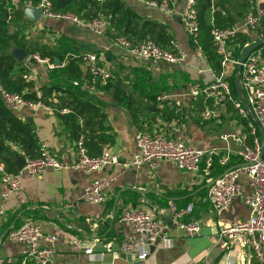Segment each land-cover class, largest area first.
I'll list each match as a JSON object with an SVG mask.
<instances>
[{
    "label": "crops",
    "instance_id": "0c3cea01",
    "mask_svg": "<svg viewBox=\"0 0 264 264\" xmlns=\"http://www.w3.org/2000/svg\"><path fill=\"white\" fill-rule=\"evenodd\" d=\"M126 1L138 14L168 25L169 33L188 52L185 65L175 66L134 59L114 47V38L107 32L96 35L87 28L64 21L41 17L33 30L48 27L50 29L47 35L52 40L65 36L77 41L85 53L104 52L105 64L123 76L121 83L128 87V94H133L136 98L150 89L182 94L196 81L204 85L211 83L217 72L203 51L193 46L184 25L186 0H170L171 12H164L139 0ZM215 1L213 0V4ZM226 4L236 16L235 24H241L246 15L243 18L237 17L231 3ZM255 6L260 20L253 31L245 34L258 42L264 39V0H257ZM213 9L208 16L211 23ZM230 47L232 50L236 48L231 44ZM42 66L41 69H46ZM235 68L234 63H229L228 77ZM41 73L47 82V72ZM93 95L102 101L107 113L105 124L110 127V133L113 135V141L109 145L123 162L130 161L136 151L135 135L139 131L132 121L130 111L116 100L114 89L106 93L99 89L94 91ZM202 102L203 98H186L181 99L180 104H159L161 108L173 103L185 108L187 114L180 120L166 121L162 114L143 109L139 115L149 119V122L145 123V129L150 131L145 132L158 129L185 141L190 146L206 150L208 157H212L211 151L217 150L219 154L215 156L218 158L215 166L209 167L205 159L201 163L200 171L193 173L179 169L173 162L163 160L156 169L146 165L127 167L120 164L91 174L73 168L48 169L39 176L25 173L20 191L5 199L0 194V208L6 212L4 216H0V258L11 257L16 264H34V261L28 258V247L23 243L11 241L8 233L29 222H35L40 224L46 233L57 236L55 264H228L229 260L234 264H243L250 258V253L241 247L230 249L218 233V222L233 223L239 219H247L250 209L243 199L238 197L230 209L217 214L207 199L206 183L220 175L214 177L210 171L220 167L219 158L226 152V142L221 140V134L243 133L250 142V122L258 128L261 138L262 132L252 114L244 118L234 105L230 108L228 103L222 107L220 119L203 122L199 117L198 106L201 104L202 108ZM20 117L34 123L41 144L46 143L52 154L66 163L73 164L76 161V139L72 138L55 111L26 109ZM230 145L235 150L239 147L236 142ZM18 155L20 150L16 156ZM230 163V168L242 164L236 154L232 155ZM16 167L18 169L17 165ZM101 176L111 180V185L106 190L107 200L102 205L89 204L84 198L85 191L94 179ZM240 183L244 193L253 191L248 178L241 177ZM190 204L194 205V209L188 213ZM134 206L152 209L155 216L164 221L166 232L171 237L168 246L163 243L152 246L148 258L143 261L127 254H115L106 248V243L111 242L115 249L121 241L133 235L131 225L121 222L120 217L125 210ZM175 214H180V217ZM185 220L199 222L200 232L194 235L183 232L179 224ZM89 245L93 247L92 254L85 252Z\"/></svg>",
    "mask_w": 264,
    "mask_h": 264
},
{
    "label": "built area",
    "instance_id": "2783aa9c",
    "mask_svg": "<svg viewBox=\"0 0 264 264\" xmlns=\"http://www.w3.org/2000/svg\"><path fill=\"white\" fill-rule=\"evenodd\" d=\"M139 1L164 12L172 11L170 0ZM256 1L249 0L252 4ZM197 3L198 0L185 1L183 20L189 37L194 41L197 49L201 51ZM36 8L42 10L41 17L43 18L78 25L89 29L96 35H103L108 25L107 20L102 16L95 17L91 21H85L71 11H57L53 8L51 0H41ZM259 20V16L251 9L241 24L226 28L212 27L211 34L215 46L222 55V70L215 73L209 85L196 81L182 94L161 92L157 95V101L160 103L175 102L180 104L181 99L196 100L203 98V106L199 111V117L203 122L220 119L222 107L230 102L233 103L241 116L248 118L249 114H252L258 122L257 126L262 132V138L259 136L258 128L250 122L252 137L250 142L243 133L226 132L221 134V140L226 142V152L220 156L219 163L224 167L228 166L232 155L236 154L240 157L242 164L230 168L231 170L208 184V199L217 214L230 209L238 197L242 198L250 209V215L247 219H239L233 223L218 222V233L230 249L239 246L250 253V258L243 264H252L254 259L260 264H264V45L250 51L241 65L240 85L248 108L242 104L239 98H235L227 68L231 62L235 65H239L240 62V59L233 58L229 41L239 33L253 31ZM113 46L125 55L144 62L180 66L185 65L188 59V52L176 39L171 40L170 47H162L150 36L137 43L127 37L119 36L114 38ZM104 55V52H86L83 56L85 68L88 69L91 76L88 89L92 92L97 90L99 83L106 85L116 79V72L105 64ZM23 62L28 70L24 74V78L35 83L33 90L36 91L38 98L43 96V92L38 86L40 74L34 70L33 65H44L50 70L64 66L59 60L51 61L39 54L26 56ZM0 97L12 111L19 114H22L26 109L53 110L41 99L26 98L23 93L10 92L2 87H0ZM54 101L56 100L54 99ZM68 112L69 110L66 108L60 110L61 114ZM135 141L136 151L131 160L126 162L121 160L119 154L114 152L109 144L104 145L99 156H90L83 136L76 140L77 159L73 164L61 161L49 151L46 143L41 144L40 154L36 158L30 157L20 150V156L24 158V165L17 172L8 171L0 156L1 197L5 199L20 191L25 173L39 176L48 169L73 168L91 174L100 172L108 166L120 164L127 167L146 165L156 169L163 160L175 163L181 170L194 173L200 171L201 163L205 159L209 165L211 160L219 154L217 150H213L211 151L212 157H208L206 150L190 146L185 141L169 136L158 129L153 132H137ZM232 142L239 145L238 149H233L230 145ZM206 171L209 173L208 169ZM241 177L249 179L253 188L251 193H244L240 183ZM110 185L111 180L108 177L101 176L94 179L85 191V200L92 205H102L107 200L106 190L109 189ZM193 209L194 205L190 204L188 213H191ZM5 214V209L0 208V216ZM175 216L180 217V214H175ZM120 221L131 225L133 235L121 241L115 249L113 243H106L108 251L115 254H127L135 257L138 261H143L149 256L150 247L159 243L168 246L171 243V237L166 232V224L158 219L150 208L134 207L127 209L122 213ZM179 226L183 232L191 235L198 234L201 229L200 223L197 221H181ZM8 237L11 241L23 243L28 247V258H31L34 264H55L57 236L46 233L40 224L29 222L20 228L10 230ZM85 252L92 254L94 252L93 247L87 246ZM0 264H15V261L11 257L0 258ZM228 264H234V262L229 260Z\"/></svg>",
    "mask_w": 264,
    "mask_h": 264
},
{
    "label": "trees",
    "instance_id": "16d2710c",
    "mask_svg": "<svg viewBox=\"0 0 264 264\" xmlns=\"http://www.w3.org/2000/svg\"><path fill=\"white\" fill-rule=\"evenodd\" d=\"M40 1L0 0V87L10 92L23 93L26 98L43 100L60 116L72 138L77 140L83 136L89 155L97 157L101 154L104 145L113 141V135L110 133V127L105 124L107 113L104 110V104L97 100L93 92L88 89L91 76L83 62L85 52L77 41L69 37L60 36L52 40L47 35L50 29L48 27L33 30L36 22L29 19L28 12L36 8ZM51 1L55 10L71 11L85 21H91L99 16L104 17L108 22L105 33L110 34L111 38L124 36L137 43L150 36L162 47H170L171 40L174 39L168 31L167 24L138 14L126 0ZM227 2L231 3L237 17L243 18L251 9L256 13V3L252 4L249 0H216L214 4L213 0H198L199 45L217 73L222 70V55L217 51L211 30L213 26L226 28L235 25L236 16L227 7ZM213 7V23H211L208 16ZM190 40L195 46L191 37ZM255 42L257 40H253L245 33L236 35L229 41V45L236 46L235 50H232L233 58L240 59L245 47ZM17 48L24 49L27 56L39 54L51 61L58 59L61 64H64V66L53 70L45 69L48 77L47 82L41 73V83L38 85L43 92L41 98H38L36 91L33 90L35 83L24 78V74L28 70L24 66V62L18 61L14 56L13 52ZM237 68L238 65L229 77L236 99H238L235 88ZM122 77L119 72H116V79L106 85L99 83L97 90L100 89L106 93L114 89L116 100L130 111L138 132L150 131L145 129V123L149 122V119L139 115L142 109L162 114L166 121L180 120L186 116V109L174 103L163 108L159 106L163 103L157 101V95L162 91L140 87L147 91L140 93L141 95L139 94L137 98L133 94L129 95L128 87L121 83ZM54 99L57 100L54 101ZM198 106L201 109V104ZM228 106L233 107V103H228ZM64 108L69 112L59 115L60 110ZM40 146L41 142L34 123L22 119L20 114L12 111L0 97V156L7 170L18 171L14 161L18 150L36 158L40 154ZM216 159L218 160L217 157H214L211 160L209 167L215 166ZM218 166L220 167L217 170L210 171L214 177L217 174H220L219 176L224 174L230 168L231 163L226 167L221 164ZM252 264L260 263L254 259Z\"/></svg>",
    "mask_w": 264,
    "mask_h": 264
},
{
    "label": "water",
    "instance_id": "95a60500",
    "mask_svg": "<svg viewBox=\"0 0 264 264\" xmlns=\"http://www.w3.org/2000/svg\"><path fill=\"white\" fill-rule=\"evenodd\" d=\"M41 14H42V10L41 9L34 8V9H31L28 12V17H29V19L32 22H37L41 18ZM262 45H264V39L261 40V41L255 42L253 44H249V45H247L245 47V49L242 51L241 56H240V60H239L240 62H239L238 68H237V75H236V79H235V88H236V92L238 94L239 100L242 102V104L246 108H248V104H247L245 98L242 95V89H241V85H240V78H241V74L240 73H241V68H242L241 65H242L243 61L245 60L247 54L250 51L257 49V48L261 47ZM13 53H14V56L20 62H22L24 60V58L27 56V52L24 49H20V48L15 49ZM0 150H1V147H0ZM15 163L18 166V169H21L23 167V165H24V158L22 156H20V155L16 156L15 157ZM229 170H231V169L226 170L225 173L228 172ZM221 176H219V177H221Z\"/></svg>",
    "mask_w": 264,
    "mask_h": 264
},
{
    "label": "rangeland",
    "instance_id": "374dc122",
    "mask_svg": "<svg viewBox=\"0 0 264 264\" xmlns=\"http://www.w3.org/2000/svg\"><path fill=\"white\" fill-rule=\"evenodd\" d=\"M194 47H196V46H194ZM196 49H197V47H196ZM36 65H37V64L33 65V68H34V70H35L37 73L46 72V71H45V68H42V69H41V66H42V65H37V66H39L38 69L36 68V67H37ZM236 66H237V65H236ZM42 67H43V66H42ZM234 70H235V69H234ZM116 71H117V70H116ZM236 75H237V73H236ZM238 247H239V246H238ZM235 248H237V247H235ZM235 248H234V249H235Z\"/></svg>",
    "mask_w": 264,
    "mask_h": 264
}]
</instances>
